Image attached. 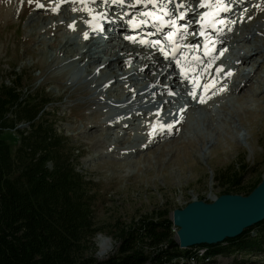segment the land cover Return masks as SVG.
I'll return each instance as SVG.
<instances>
[{"label":"rangeland","instance_id":"374dc122","mask_svg":"<svg viewBox=\"0 0 264 264\" xmlns=\"http://www.w3.org/2000/svg\"><path fill=\"white\" fill-rule=\"evenodd\" d=\"M6 1L0 0V83L10 84L11 80L19 79L24 92L30 89L34 96L50 99L46 106L51 112L48 118L58 133L67 137L66 146L71 156L73 149L77 169L95 184L93 190L99 194L94 218L100 229L93 239L98 259H105L115 247L112 229L106 227L108 223L118 220L125 224L154 210L172 212L203 200L202 197L208 200L220 197L227 188L216 183L214 175L230 164L248 165L244 186L264 179V0H244L232 19L237 22L227 32V50L220 57L225 62L221 64L223 70L233 68L228 80L201 102L199 96L191 98L193 102L187 103L191 107L184 111L185 121L165 137L156 136L157 128L166 126L165 118L173 119L175 106L188 101L189 96L174 86L167 90L165 83L168 94L176 91L174 97L179 99L172 107L168 106L172 111L166 115L167 109L157 97L160 95L156 88L140 89L146 83H137L133 79L135 72L121 76L124 69L136 71L139 67L138 70L147 72L144 76L150 75L145 82L155 80L157 86L161 79L167 80L165 74L162 76L155 69L154 74H149L150 69L144 68L147 60L141 56L117 67V59L122 54L125 57L127 49L117 51L125 42L112 35L110 41L90 42L100 50L111 43L117 48L109 56L112 62L103 70L96 68L97 62L89 65L88 57L82 62L76 58L81 55L76 45L91 30L90 20L99 21L106 9L105 1L76 0L70 10L62 8L60 0ZM195 1L198 6L216 2ZM38 4L44 7H37ZM52 7L60 12L44 19L43 10L52 11ZM204 11L205 8H200L197 12ZM51 29H57V34L53 36ZM243 53L249 57L242 58L239 66L232 65ZM178 68L176 65L172 71L177 72ZM112 78L120 82L106 89L104 85ZM246 79L248 83L244 82L242 89H230L239 88ZM85 102L91 107H83ZM93 113L99 117L93 118ZM5 136L14 143L13 134L6 132ZM108 242L111 248L102 254ZM235 259L264 264V252L218 256L217 264H235Z\"/></svg>","mask_w":264,"mask_h":264},{"label":"trees","instance_id":"16d2710c","mask_svg":"<svg viewBox=\"0 0 264 264\" xmlns=\"http://www.w3.org/2000/svg\"><path fill=\"white\" fill-rule=\"evenodd\" d=\"M21 86L19 79L0 83V264H183L191 250L177 244L167 209L125 224L108 223L115 247L105 259L96 257L95 184L77 169L67 137L48 118L50 99ZM6 132L13 134V144ZM247 169L233 163L216 172V183L227 188L223 194L247 196L256 189L262 178L243 185ZM198 247L207 249L198 264H217L218 256L260 254L264 219L237 237Z\"/></svg>","mask_w":264,"mask_h":264},{"label":"water","instance_id":"95a60500","mask_svg":"<svg viewBox=\"0 0 264 264\" xmlns=\"http://www.w3.org/2000/svg\"><path fill=\"white\" fill-rule=\"evenodd\" d=\"M170 218L179 228L174 238L183 249L237 237L264 219V179L247 196L224 194L212 203L193 201L174 209Z\"/></svg>","mask_w":264,"mask_h":264},{"label":"bare ground","instance_id":"6f19581e","mask_svg":"<svg viewBox=\"0 0 264 264\" xmlns=\"http://www.w3.org/2000/svg\"><path fill=\"white\" fill-rule=\"evenodd\" d=\"M6 1V0H5ZM11 1V0H10ZM40 0H32V2H39ZM107 1V3H111L112 2V0H106ZM192 0H187V4H189L190 2H191ZM7 2V1H6ZM13 2V1H12ZM16 2V1H15ZM47 2V1H46ZM49 2V1H48ZM56 2V1H55ZM204 2V1H203ZM9 3V2H8ZM113 3H117V2H113ZM24 4H26V3H24ZM57 4V3H56ZM119 4H124V3H119ZM23 5V4H22ZM72 5H73V0H65V1H63L62 3H61V6H63V8H66V7H69V10L70 9H73L72 8ZM193 5V4H192ZM77 6V5H76ZM30 7V6H29ZM202 8V7H201ZM35 9V8H34ZM52 9V11H45V10H43V12H42V14H43V16H44V19L46 18V16H50L51 14H57V12H59V10L58 9H56L55 7H52L51 8ZM55 9V10H54ZM198 9L200 10V8L198 7ZM198 9H196V10H198ZM30 10V9H29ZM37 10V9H36ZM66 10V9H65ZM75 10V9H74ZM185 9H180V11L179 12H183ZM31 11V10H30ZM39 11V10H38ZM69 12H71V11H69ZM67 13V12H66ZM64 14V13H63ZM185 14V13H184ZM190 15H192V14H189V15H187L186 14V16L184 15V19L186 18V17H190ZM38 16V15H37ZM42 16V17H43ZM4 17V16H3ZM34 19V18H33ZM40 19L42 20V18L40 17ZM37 23H38V21H37ZM190 23V26L193 24V20L191 21V22H189ZM36 24V23H35ZM38 26V25H37ZM15 27V26H14ZM181 27V25L180 26H178V29H179V32H178V35H180L181 34V32L183 31V29H181L180 28ZM37 29V28H36ZM58 29V28H57ZM57 29H54V30H52L51 29V31H50V33L54 36V35H56L57 34ZM59 30V29H58ZM186 31H188V30H186ZM186 31H184V32H186ZM49 32V31H48ZM47 32V33H48ZM113 32H117V31H113ZM38 33V32H37ZM39 33H41V32H39ZM125 32H124V30H120V31H118L116 34H114L113 35V38H116L117 36H118V34H120V35H123ZM35 36V35H34ZM227 36H228V33H227ZM30 38H31V36H30ZM99 39V38H101V36H97L95 33L94 34H90L89 36H87L85 39H83V40H81L79 43H78V45H76L77 46V48H78V50H76V51H78L79 52V48H81V47H85V46H87L86 47V50L83 52V53H81V55H79L78 57H77V60L78 61H80V62H82V61H85V59L86 60H88L89 61V65H92L94 62H96L97 60H98V58H100L101 56H105L106 58H107V62H106V65L103 67V68H101L100 70H103L106 66H108L111 62V60L109 59V56L113 53V52H115V49H117L116 48V46L114 45V43L112 44L111 43V45L109 44V45H107L104 49H102V50H100L99 48H98V46H96L95 44H90V42H92L93 40H95V39ZM225 36H223L222 37V39H221V41H223V40H225ZM56 41H58V40H56ZM107 41H110V39H108ZM106 41V42H107ZM34 42V41H33ZM97 41H95V43H96ZM43 43V42H42ZM56 43L57 42H55V45H56ZM68 43V42H67ZM29 44H31V43H29ZM33 44V43H32ZM53 44V43H52ZM55 45H53V47L55 46ZM69 45H71V44H69ZM75 45V44H74ZM27 46V45H26ZM57 46V45H56ZM68 46V45H67ZM64 47H65V45H64ZM72 47V46H71ZM75 47V46H74ZM127 49V55L124 57L123 55H121V56H119V58L117 59V67H120L121 65H123V64H127V59H129V60H134V59H136V57L137 56H141V57H143V58H145V59H149L150 58V56L151 55H149V53H148V50L147 49H143V48H130L129 49V47H128V45L127 44H125L124 46H122V45H119V47H118V49H117V51H120V50H123V49ZM66 49V48H65ZM73 49V48H72ZM76 49V48H75ZM108 49H110V51L109 52H106V51H108ZM68 50H69V48H68ZM152 50L153 51H155V53L156 54H158V52L159 51H157V49L156 48H152ZM72 51H74V50H72ZM123 51H125V50H123ZM69 52V51H68ZM71 52V51H70ZM102 52H105L104 53V55H101L102 54ZM122 52V51H121ZM76 53V52H75ZM31 54V53H30ZM126 54V53H125ZM157 62H152V61H150L147 65H146V62L147 61H145V64H144V68L146 67V69L147 70H149V69H151L153 66H155V65H158L159 64V62H160V59H162L163 58V55H160V54H158L157 55ZM239 57V59H241V61H243V59H242V56H238ZM249 57V56H248ZM142 58V59H143ZM243 58H246V56H244ZM88 65V66H89ZM128 65V64H127ZM175 65L174 64H172V65H170V67L168 68V70L166 71V73L165 74H167L168 72H170V70H172V68L174 67ZM87 67V66H86ZM116 67V68H117ZM130 69V68H129ZM44 70V69H43ZM127 71V70H126ZM144 72H146V71H143V70H136L135 71V78H133L134 80H138L141 76H143V74H144ZM147 73V72H146ZM241 76H244V74H242ZM61 78V77H60ZM182 77L179 75V72H178V75L176 74V75H173V79H174V81L175 82H178L180 79H181ZM48 79H50V78H48ZM132 79V80H133ZM224 79H226V78H224ZM224 79H219L220 80V83L224 80ZM46 80V79H45ZM163 79H161L160 80V82L158 83V87H159V89H160V91L162 90V87L163 88H165L166 89V86H165V82L164 81H162ZM51 81V80H50ZM52 82V81H51ZM244 82H247V79L245 80V81H243L242 82V85H240L239 86V88H235V86H231V90L232 91H237V90H239V89H242L243 88V86L245 85V83ZM45 83V82H44ZM56 83V82H55ZM58 83V82H57ZM248 83V82H247ZM53 84V83H52ZM59 84V83H58ZM46 85V84H45ZM47 85H50V83L49 84H47ZM55 85V84H54ZM57 86V85H56ZM67 86V85H66ZM63 88V87H62ZM59 89V88H58ZM168 90V89H167ZM61 91V90H60ZM127 91V90H126ZM130 91V90H129ZM206 91H207V93H209V92H211L212 91V89H211V87L210 88H206ZM66 92V91H65ZM80 92H82V91H80ZM183 92H185V90H180V93L181 94H183ZM186 93V92H185ZM206 93V94H207ZM231 93V92H230ZM73 94V93H72ZM187 95H188V93H186ZM210 94V93H209ZM208 94V95H209ZM204 95V94H203ZM202 95V96H203ZM62 96V95H61ZM76 96V95H75ZM74 96V98H77V97H75ZM190 96V95H189ZM63 97V96H62ZM73 97V96H72ZM58 98H60V97H58ZM66 98V97H65ZM198 98V97H197ZM249 98V97H248ZM172 99H175V97H171V99H169L168 101H167V104H170L171 102H172ZM250 99V98H249ZM54 100V99H53ZM76 100V99H75ZM190 102H191V96H190V99H188ZM58 101H59V99H58ZM60 104V103H59ZM63 104V103H62ZM75 105V104H74ZM80 105H81V103H80ZM91 104L90 103H88V102H85V103H83V107H89ZM82 106V105H81ZM91 107V106H90ZM183 107V106H182ZM189 107H191V105H189L184 111H186ZM78 108V107H77ZM81 108V107H80ZM81 110H82V108H81ZM189 110V109H188ZM84 111V110H83ZM82 111V112H83ZM183 111V112H184ZM148 113V112H147ZM83 114H84V112H83ZM92 116H93V118H98L99 117V114H97V113H93L92 114ZM86 117H87V115H86ZM186 116H184V113H183V115H182V117L177 121V123L175 124V127L174 128H176V126H180L184 121H185V118ZM83 118V117H82ZM120 123V122H119ZM124 124V123H123ZM130 124V123H129ZM109 125V124H108ZM129 126V125H128ZM110 127V126H109ZM108 127V128H109ZM171 130V128H168V127H166V128H163V129H161V130H158L157 131V134H156V136L157 137H160V136H164V135H167L168 134V132ZM175 130V129H174ZM174 132V131H173ZM156 136H154V137H156ZM167 139V138H166ZM157 140V139H156ZM161 140V139H160ZM165 140V139H164ZM153 141V140H152ZM92 143V142H91ZM94 143V142H93ZM92 143V145H94ZM156 143H158V142H156ZM91 145V144H90ZM192 149V148H191ZM160 159V158H159ZM178 162V161H177ZM179 163H181V162H179ZM114 167V166H113ZM111 248V244H109V242L106 244V245H104L103 246V249H102V254L103 253H105V252H107L109 249ZM197 249H200V248H197ZM206 254V249L205 248H203V255H205ZM199 257H202V256H199Z\"/></svg>","mask_w":264,"mask_h":264},{"label":"snow or ice","instance_id":"6c2138e0","mask_svg":"<svg viewBox=\"0 0 264 264\" xmlns=\"http://www.w3.org/2000/svg\"><path fill=\"white\" fill-rule=\"evenodd\" d=\"M114 2H115V0H114ZM120 2L123 3V0H120ZM141 2L155 4V3L158 2V0H137V3H141ZM160 3L162 4L163 3V0H160ZM169 3H171V0H169ZM222 5H223V0H216V12L217 13L220 12V11H227L228 10L226 7H223ZM209 6H211V5H209ZM37 7H41L42 8V7H44V5L38 4ZM180 7L182 8L183 5H180ZM160 11L163 12L164 15H166V16H171L172 15L171 12L165 11V9H164L163 6L160 8ZM143 15L149 16V17H155V20L161 21L163 23V17L162 16H159V15H156L154 12H145V13H143ZM184 15H185L184 12L181 11L178 18L179 19H184ZM145 23H146V21H145ZM168 23L170 25H173L174 26V25H176L177 21L176 20H169ZM219 23L222 24V23H224V21L223 20H220ZM184 27H186V26H184ZM172 35H173L172 33L169 34V39L172 38ZM85 36L87 37V34H85ZM130 39H131V37H130ZM141 42L143 43L144 41H141ZM157 43H159V41H157ZM161 51H163V49H161ZM230 74L231 73H229V75ZM169 127H171V126L169 125Z\"/></svg>","mask_w":264,"mask_h":264},{"label":"built area","instance_id":"2783aa9c","mask_svg":"<svg viewBox=\"0 0 264 264\" xmlns=\"http://www.w3.org/2000/svg\"><path fill=\"white\" fill-rule=\"evenodd\" d=\"M199 256H203V249H193L187 260H182L183 264H198Z\"/></svg>","mask_w":264,"mask_h":264}]
</instances>
